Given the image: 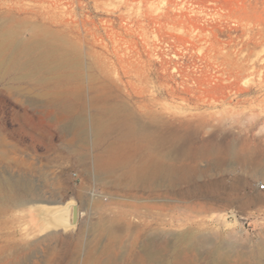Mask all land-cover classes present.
I'll return each mask as SVG.
<instances>
[{
  "label": "rangeland",
  "instance_id": "rangeland-1",
  "mask_svg": "<svg viewBox=\"0 0 264 264\" xmlns=\"http://www.w3.org/2000/svg\"><path fill=\"white\" fill-rule=\"evenodd\" d=\"M158 134L220 151L134 181ZM261 183L264 0H0V264H264Z\"/></svg>",
  "mask_w": 264,
  "mask_h": 264
},
{
  "label": "bare ground",
  "instance_id": "bare-ground-1",
  "mask_svg": "<svg viewBox=\"0 0 264 264\" xmlns=\"http://www.w3.org/2000/svg\"><path fill=\"white\" fill-rule=\"evenodd\" d=\"M152 136H153V133H152ZM159 138L157 137L155 138V135H154V138L151 137L149 139H145L146 143L141 144L138 147L137 149L138 153H141L143 149H147L148 151H150V153L147 152V155H143V153L141 154L142 160H141L140 166L137 169V171L132 173L134 181H138V182L144 181L148 177L162 176L165 178L166 176L170 174L178 172L174 170L173 167L167 166L169 165L168 162L171 160H179L187 156H190L196 159V158H200L203 156H207L209 153L220 151L219 147L209 144V142L205 143V145H202L200 148H198L197 150L193 152L187 150L185 147L184 148L181 147L177 149H170V147L167 145L169 143L166 144V141L164 140L165 138H163V136H161L160 139ZM229 152L233 154H237L235 148H230ZM106 160L105 161L96 160L95 168L97 170H103L108 175V173H110L115 168L116 163L112 160H107V161ZM73 204H74L73 201L48 203L47 201L37 200V201H31L27 206L37 211L40 222L42 223L44 227L50 228V227H55L62 222L66 223L68 221L67 216L72 215ZM232 213H235V212H232ZM234 220L238 221V219H234ZM67 224L70 226H75V224H73L71 221L70 223H67ZM156 250H155L153 243L151 242L144 245V251L147 257L149 258L150 261L154 263L155 261H157ZM263 255H264V251L260 250V252L258 253V257L260 258L261 262H262ZM139 264H145V263L141 261L139 262ZM175 264H178V262L176 261ZM261 264H263V262Z\"/></svg>",
  "mask_w": 264,
  "mask_h": 264
},
{
  "label": "water",
  "instance_id": "water-1",
  "mask_svg": "<svg viewBox=\"0 0 264 264\" xmlns=\"http://www.w3.org/2000/svg\"><path fill=\"white\" fill-rule=\"evenodd\" d=\"M74 201V200H73ZM48 203H50V201H47ZM75 203L73 204L72 206V217L70 218V216L68 215L67 218H68V221L66 223H70V221L75 224V226L78 225L79 223V204L74 201ZM227 217H231V218H234V219H237V214L236 213H227L226 214ZM64 223V224H66ZM60 229H65L64 227L63 228H60Z\"/></svg>",
  "mask_w": 264,
  "mask_h": 264
},
{
  "label": "built area",
  "instance_id": "built-area-1",
  "mask_svg": "<svg viewBox=\"0 0 264 264\" xmlns=\"http://www.w3.org/2000/svg\"><path fill=\"white\" fill-rule=\"evenodd\" d=\"M259 188L264 189V184L263 183L259 184Z\"/></svg>",
  "mask_w": 264,
  "mask_h": 264
}]
</instances>
